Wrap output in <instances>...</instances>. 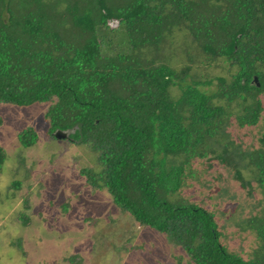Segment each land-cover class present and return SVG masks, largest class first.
Here are the masks:
<instances>
[{
	"label": "trees",
	"instance_id": "obj_1",
	"mask_svg": "<svg viewBox=\"0 0 264 264\" xmlns=\"http://www.w3.org/2000/svg\"><path fill=\"white\" fill-rule=\"evenodd\" d=\"M175 31L194 45L190 64L225 65L230 79L171 66ZM263 97L264 0H0V104H45L46 139L61 131L85 146L86 184L178 248L177 264H264ZM16 138L26 149L39 135L25 127ZM5 160L0 146V171ZM16 162L28 177L21 152ZM199 163L259 195L237 223L254 236L246 256L226 243L212 197L187 194Z\"/></svg>",
	"mask_w": 264,
	"mask_h": 264
},
{
	"label": "rangeland",
	"instance_id": "obj_2",
	"mask_svg": "<svg viewBox=\"0 0 264 264\" xmlns=\"http://www.w3.org/2000/svg\"><path fill=\"white\" fill-rule=\"evenodd\" d=\"M121 38L117 33L113 41ZM169 40L171 66L179 70L190 65L192 74L200 80L213 79L214 85L219 78L230 79L225 65L189 63L194 45L185 31H175ZM45 109L42 103L0 104V146L6 153L0 171V264H177L178 248L121 213L105 190L86 184L80 170L92 166L94 157L85 146L46 139ZM25 127H33L39 139L23 149L16 133ZM233 135L252 143L256 132L233 129ZM19 152L31 168L28 177L23 170L15 173ZM214 167L197 164L199 180L186 192L212 197L207 206L221 212L218 219L226 243L246 256L254 247V236L237 223L255 211L259 195H247L224 168ZM14 180L21 181L17 190L11 188Z\"/></svg>",
	"mask_w": 264,
	"mask_h": 264
},
{
	"label": "water",
	"instance_id": "obj_3",
	"mask_svg": "<svg viewBox=\"0 0 264 264\" xmlns=\"http://www.w3.org/2000/svg\"><path fill=\"white\" fill-rule=\"evenodd\" d=\"M54 136L56 139H65L67 137V133L57 131V132H55Z\"/></svg>",
	"mask_w": 264,
	"mask_h": 264
}]
</instances>
